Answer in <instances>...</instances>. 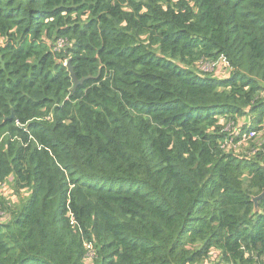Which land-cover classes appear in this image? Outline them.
I'll return each instance as SVG.
<instances>
[{
  "label": "trees",
  "instance_id": "16d2710c",
  "mask_svg": "<svg viewBox=\"0 0 264 264\" xmlns=\"http://www.w3.org/2000/svg\"><path fill=\"white\" fill-rule=\"evenodd\" d=\"M263 190L264 0H0V264H264Z\"/></svg>",
  "mask_w": 264,
  "mask_h": 264
},
{
  "label": "water",
  "instance_id": "95a60500",
  "mask_svg": "<svg viewBox=\"0 0 264 264\" xmlns=\"http://www.w3.org/2000/svg\"><path fill=\"white\" fill-rule=\"evenodd\" d=\"M67 68H68V71L70 72V76L72 78V81H73V87H72V92L75 90L76 86L79 85L81 82H82V79L81 80H77L75 75H74V72H73V69L72 67L67 64ZM264 197V190L258 195V196H255L252 198V202H253V206H254V211L257 212L258 209H257V202L259 199L263 198Z\"/></svg>",
  "mask_w": 264,
  "mask_h": 264
},
{
  "label": "built area",
  "instance_id": "2783aa9c",
  "mask_svg": "<svg viewBox=\"0 0 264 264\" xmlns=\"http://www.w3.org/2000/svg\"><path fill=\"white\" fill-rule=\"evenodd\" d=\"M235 135L237 137H239V142H238V145L247 141L248 139L250 138H253L254 136V131H251L249 133H245V134H240L238 131L235 132Z\"/></svg>",
  "mask_w": 264,
  "mask_h": 264
},
{
  "label": "rangeland",
  "instance_id": "374dc122",
  "mask_svg": "<svg viewBox=\"0 0 264 264\" xmlns=\"http://www.w3.org/2000/svg\"><path fill=\"white\" fill-rule=\"evenodd\" d=\"M215 74H218V72H215ZM232 127L233 125L231 123L227 124L225 130H230ZM2 192L5 194V197L7 196L9 198L10 190L8 188L2 187Z\"/></svg>",
  "mask_w": 264,
  "mask_h": 264
}]
</instances>
